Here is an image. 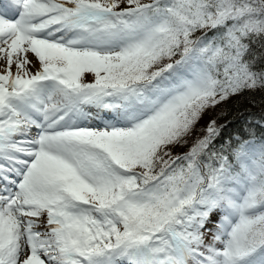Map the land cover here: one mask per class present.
<instances>
[{"label": "snow or ice", "instance_id": "obj_1", "mask_svg": "<svg viewBox=\"0 0 264 264\" xmlns=\"http://www.w3.org/2000/svg\"><path fill=\"white\" fill-rule=\"evenodd\" d=\"M256 46L264 0H6L0 264H264V114L198 129Z\"/></svg>", "mask_w": 264, "mask_h": 264}, {"label": "trees", "instance_id": "obj_2", "mask_svg": "<svg viewBox=\"0 0 264 264\" xmlns=\"http://www.w3.org/2000/svg\"><path fill=\"white\" fill-rule=\"evenodd\" d=\"M254 51L257 54H264V48L256 46ZM92 80V76L87 79ZM264 114V91L257 90L255 92H244L241 95L233 96L228 101L218 105L215 109L209 110L204 114L198 125L203 128L211 119H216L219 125L224 126L222 137L227 139L233 134L246 135V121L251 116L259 117ZM259 134L260 130L257 129ZM194 135H203L202 132H197ZM187 150V146L174 149L175 152L181 153Z\"/></svg>", "mask_w": 264, "mask_h": 264}, {"label": "rangeland", "instance_id": "obj_3", "mask_svg": "<svg viewBox=\"0 0 264 264\" xmlns=\"http://www.w3.org/2000/svg\"><path fill=\"white\" fill-rule=\"evenodd\" d=\"M2 1H4V0H2ZM90 76H92V74L85 73L86 80H87L88 78H90Z\"/></svg>", "mask_w": 264, "mask_h": 264}, {"label": "bare ground", "instance_id": "obj_4", "mask_svg": "<svg viewBox=\"0 0 264 264\" xmlns=\"http://www.w3.org/2000/svg\"><path fill=\"white\" fill-rule=\"evenodd\" d=\"M6 2V0L4 1H0V7H2L4 5V3Z\"/></svg>", "mask_w": 264, "mask_h": 264}]
</instances>
